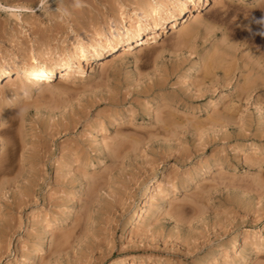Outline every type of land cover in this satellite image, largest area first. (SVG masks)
Returning <instances> with one entry per match:
<instances>
[{
    "label": "rangeland",
    "instance_id": "1",
    "mask_svg": "<svg viewBox=\"0 0 264 264\" xmlns=\"http://www.w3.org/2000/svg\"><path fill=\"white\" fill-rule=\"evenodd\" d=\"M116 1L0 0V264H264V0H126L152 38L31 89Z\"/></svg>",
    "mask_w": 264,
    "mask_h": 264
},
{
    "label": "bare ground",
    "instance_id": "2",
    "mask_svg": "<svg viewBox=\"0 0 264 264\" xmlns=\"http://www.w3.org/2000/svg\"><path fill=\"white\" fill-rule=\"evenodd\" d=\"M114 3L121 10L125 11L126 15H120L116 17V19L112 23H110L104 28V31L102 33L98 34L97 37H94L89 42H84L81 34H78L73 40L75 44L74 45L75 48L72 49V51H70L69 54H67V56L65 57V61L63 63H49V62L48 63L47 62L46 63L45 62L44 63H37V62L25 63L23 62L15 66L18 68V70H21L24 72V74H20V76L26 77L28 79L29 78L33 79L31 84L29 83L31 89L37 87L38 85L40 86V84L41 85L44 84L45 83L44 80L50 78L52 75L56 73L60 74L61 76H64L66 79L70 78V76L74 74L75 69H79L82 67L81 62L84 59L87 60V58L89 59L93 58L95 59L96 61L95 64L97 65L102 57H105L106 55L110 54L111 52L116 50L118 47L124 46L125 44L130 43V41L141 43V42L148 40V38L153 37L152 32L151 33L146 32V29L150 27L149 22H150V17H151V13H149L147 9H144L142 7L141 8L136 7L134 5H129L128 4L129 2L127 3L126 0L116 1L109 5H113ZM0 6L7 7V11H8L7 15H9L11 19H17L20 12L34 11L33 7L26 5V4H11V5L5 6V4L2 5L0 3ZM102 12H104V9H99L95 13H91V14L89 13V15H92V16H89L87 14V16L89 17H86V18H88V20L89 19L94 20V18H96L99 14H102ZM81 18H82L81 20H84V15ZM74 19L75 17L69 19L71 20V22L68 21V23H65V24H67V26L70 24L71 25L77 24L78 20L76 21ZM64 20L66 21V19ZM57 35H59V32H55L54 36H57ZM54 39H57V37H54ZM25 52L28 55L31 54L33 57H38V58L46 57V56H49L51 53H53L52 50L40 51L37 49L27 50ZM10 57H11L10 55L3 53V51H0V78H1V72H4L5 70L10 69L9 68L10 66L7 65V62L6 63H1V62L7 61V59H9ZM199 64L201 63H198L193 68L195 70H198ZM193 68L190 69L191 72ZM38 81L39 83H37ZM14 96L15 97L10 99L9 104H16L17 97L16 95ZM18 97H21V96L19 95ZM154 186H155V183L150 184L148 188L149 190H147L146 193H150V190ZM141 213H142L141 209H139L138 212L135 214V217L136 219H138L139 222L141 221V216H140ZM133 230L134 228L132 226L129 231H133ZM240 233L242 234L244 232L241 230ZM241 239L242 238L239 234L235 240V245L240 246L242 242ZM47 246L48 245L44 243L35 252V254L37 256H40L39 254L43 253L45 251V248L47 249ZM243 256H244L243 258L245 259L246 255H243Z\"/></svg>",
    "mask_w": 264,
    "mask_h": 264
},
{
    "label": "clouds",
    "instance_id": "3",
    "mask_svg": "<svg viewBox=\"0 0 264 264\" xmlns=\"http://www.w3.org/2000/svg\"><path fill=\"white\" fill-rule=\"evenodd\" d=\"M86 6V0H74L73 7H75L76 9H81ZM55 11L61 13L62 16H70V12L68 11V9L62 6V0H58V7L57 9H55ZM37 83H39V81ZM25 95H28V93L26 92Z\"/></svg>",
    "mask_w": 264,
    "mask_h": 264
}]
</instances>
